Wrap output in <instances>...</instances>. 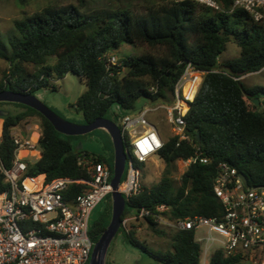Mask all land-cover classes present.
Listing matches in <instances>:
<instances>
[{
  "label": "trees",
  "instance_id": "1",
  "mask_svg": "<svg viewBox=\"0 0 264 264\" xmlns=\"http://www.w3.org/2000/svg\"><path fill=\"white\" fill-rule=\"evenodd\" d=\"M14 1L20 6L28 3V0ZM76 1L77 5H48L13 21L16 34L8 39L7 45L2 46L0 42V59L8 65L0 79V91L34 94L42 88L56 90L51 81L74 73L85 85V91L74 105L82 114L83 123L104 118L120 128L123 116L137 112L136 103L140 99L171 104L174 85L188 63L204 72L195 100L185 116L190 140L177 145V139L170 137L164 143L157 153L164 163L159 182L151 187L143 185L140 194L129 198L121 220L141 207L155 211L160 205L169 207V211L161 213L167 220L193 215L221 217L223 207L213 191L216 165L221 161L236 168L250 185L264 186V110L259 111L251 103L252 99L261 101L263 97L264 105V86L249 89L240 79L264 69L263 24L255 22L244 11L231 12L232 0H216L221 11L192 2L141 0L144 13L140 15L120 7L84 12L87 0ZM233 36L239 37V55L220 63L219 58ZM123 44L146 45L160 52L128 56L121 67L107 70L103 56ZM28 65L35 70L29 71ZM151 87L157 88L156 93L149 91ZM14 105L22 110L14 116L0 115V159L5 167L13 160L11 129L18 126L24 131L28 123L23 122L33 118L41 129L42 157L29 166L31 175H41L46 180L86 179L88 175L77 165L81 155L106 164L112 172L105 158L74 152L72 137L56 132L41 114L26 106ZM114 107L122 114L114 111ZM124 145L128 146L126 140ZM196 151L208 163L190 165L175 181L177 160L187 159ZM144 164L138 163V167ZM80 192L81 187L71 185L68 196ZM105 215L106 222L98 223L96 232L89 227L93 241L98 240L108 225L111 206ZM138 220L142 219L133 221ZM143 221L157 235L172 230L171 249L148 252L135 240L133 232L127 230L133 245L141 247L161 264H200L201 247L195 242L193 231L161 228L152 218ZM208 264H241V257H227L216 251Z\"/></svg>",
  "mask_w": 264,
  "mask_h": 264
},
{
  "label": "built area",
  "instance_id": "2",
  "mask_svg": "<svg viewBox=\"0 0 264 264\" xmlns=\"http://www.w3.org/2000/svg\"><path fill=\"white\" fill-rule=\"evenodd\" d=\"M192 2L221 11L216 0H173ZM241 10L255 22L264 25V0H232L231 12ZM106 69L121 67L122 62L112 53L103 56ZM204 72L188 63L174 85L171 104L165 107L167 122L177 145L189 141L185 116L195 100ZM151 93L157 88L151 87ZM160 108V107H157ZM157 108H143L121 118L120 130L128 157L125 178L117 189L126 202L143 191L138 163H147L157 156L164 143L147 115ZM10 136L14 145L13 160L5 167L0 159V264H88L93 239L89 234L90 214L95 206L111 195L112 172L101 162L81 155L77 165L88 178H53L31 175L29 166L41 157L38 123L27 124L24 131L15 126ZM195 163L208 159L196 151L187 159H178L180 177ZM81 187L77 195L68 196L69 188ZM213 191L223 207L221 217L208 218L193 215L167 220L161 213L169 211L166 205L155 211L141 207L135 214L121 220L128 224L137 219L152 218L161 228L175 231L190 230L201 247L200 264H208L210 257L221 251L227 257L240 256L241 264H264V186H245L236 168L225 161L216 165ZM203 230V234L196 233Z\"/></svg>",
  "mask_w": 264,
  "mask_h": 264
},
{
  "label": "rangeland",
  "instance_id": "3",
  "mask_svg": "<svg viewBox=\"0 0 264 264\" xmlns=\"http://www.w3.org/2000/svg\"><path fill=\"white\" fill-rule=\"evenodd\" d=\"M77 5L76 0H28L24 6L18 5L14 0H0V42L7 45L8 39L15 35L16 32L12 26L15 19H20L27 14H31L48 5ZM125 8L135 15L144 13V4L141 0H87L86 7L82 9L84 12H91L100 9H116ZM239 37L233 36L226 46V51L222 54L223 59L231 60L238 57L239 49L237 47ZM157 49H151L146 45L131 46L123 44L118 50L113 51L112 55L116 56L121 62L128 56H137L145 53L159 54ZM222 61V60H220ZM223 62V61H222ZM6 61L0 59V79L7 70ZM29 71L35 68L31 65L27 66ZM242 83L246 88L255 86H264V69L259 73L242 76ZM56 86V90L51 88H42L34 92V96L50 108L55 114L62 119L71 123L84 124L83 116L78 113L75 108L77 98L85 91V85L80 78L74 73H68L64 78L51 81ZM161 102H150L140 99L136 103L137 112L143 108H157L155 111L147 115L148 121L157 128L162 139L172 136L170 125L167 122V111ZM259 111L264 110V105L259 100V105L255 106ZM22 109L13 103L0 102V115H15ZM120 115L121 110L118 107L113 108ZM33 118L26 119L23 123H34ZM22 123V124H23ZM27 125V124H26ZM25 125V126H26ZM21 129V128H20ZM72 149L76 153H87L93 157H103L112 166L114 164V149L109 134L103 129H96L90 133L71 138ZM164 163L160 162L159 157H154L150 162L139 167L141 172L142 184L145 187H151L157 184L161 178ZM175 181L180 178L177 170L173 174ZM125 178L123 175L122 181ZM111 195L103 198L94 208L90 218V230L96 232L97 224L104 223L107 220L106 210L111 206ZM134 213V210L131 211ZM130 212V213H131ZM128 231H132L134 238L138 243L142 244L148 252H164L171 249L170 234L172 230H165L164 235H157L154 229L145 221L138 220L130 222ZM203 230L196 233V236L203 234ZM97 241H93L94 245ZM93 245V246H94ZM148 252L141 247L133 245L127 237V231L120 228L114 239L112 240L106 255L105 264H161L151 257Z\"/></svg>",
  "mask_w": 264,
  "mask_h": 264
},
{
  "label": "water",
  "instance_id": "4",
  "mask_svg": "<svg viewBox=\"0 0 264 264\" xmlns=\"http://www.w3.org/2000/svg\"><path fill=\"white\" fill-rule=\"evenodd\" d=\"M0 102L20 104L38 112L51 123L56 132L67 137L84 135L96 129H103L109 134L114 149V164L112 178L110 180V185L113 189L111 193V217L108 225L95 243L88 263L105 264L108 248L121 227V218L126 207V199L117 191L125 171V163L128 157L120 128L113 121L104 118H98L92 123L82 125L71 123L59 117L30 93H19L9 89L3 90L0 91ZM251 103L254 106H258L259 99H252ZM198 139L199 133L197 134ZM240 177L244 185L249 186L247 178L243 174H240Z\"/></svg>",
  "mask_w": 264,
  "mask_h": 264
},
{
  "label": "crops",
  "instance_id": "5",
  "mask_svg": "<svg viewBox=\"0 0 264 264\" xmlns=\"http://www.w3.org/2000/svg\"><path fill=\"white\" fill-rule=\"evenodd\" d=\"M234 59V58H233ZM220 60H222V61H220ZM232 60V59H231ZM226 61H229V60H226V59H223V57H222V55L220 56V58H219V62L220 63H224V62H226ZM263 70V69H262ZM261 70V71H262ZM261 71H259V72H261ZM259 72H256V73H259ZM251 74H254V73H251ZM249 75V74H248ZM262 98L263 97H261V101H262ZM261 104L263 105V103L261 102ZM157 129V128H156ZM159 133V132H158ZM160 135V134H159ZM160 137H161V135H160ZM170 137H172V136H170ZM170 137H168L167 139H162V137H161V139H162V141L163 142H167L169 139H170ZM155 157H158V156H155ZM154 158V157H153ZM153 158H151L148 162H150ZM160 162H163L161 159H160ZM124 175V174H123ZM93 211H94V209H93ZM93 211L91 212V214H90V218H91V215H92V213H93ZM89 223H90V219H89Z\"/></svg>",
  "mask_w": 264,
  "mask_h": 264
},
{
  "label": "flooded vegetation",
  "instance_id": "6",
  "mask_svg": "<svg viewBox=\"0 0 264 264\" xmlns=\"http://www.w3.org/2000/svg\"><path fill=\"white\" fill-rule=\"evenodd\" d=\"M1 117V116H0Z\"/></svg>",
  "mask_w": 264,
  "mask_h": 264
}]
</instances>
